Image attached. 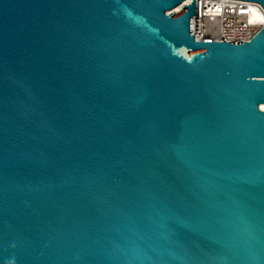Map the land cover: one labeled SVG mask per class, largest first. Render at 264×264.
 <instances>
[{
  "label": "water",
  "instance_id": "water-1",
  "mask_svg": "<svg viewBox=\"0 0 264 264\" xmlns=\"http://www.w3.org/2000/svg\"><path fill=\"white\" fill-rule=\"evenodd\" d=\"M0 264H264V0H0Z\"/></svg>",
  "mask_w": 264,
  "mask_h": 264
}]
</instances>
